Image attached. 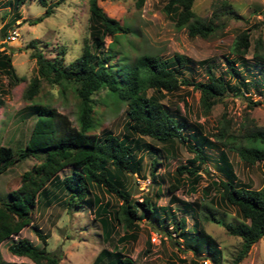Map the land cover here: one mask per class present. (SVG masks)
Returning a JSON list of instances; mask_svg holds the SVG:
<instances>
[{
    "label": "trees",
    "instance_id": "obj_1",
    "mask_svg": "<svg viewBox=\"0 0 264 264\" xmlns=\"http://www.w3.org/2000/svg\"><path fill=\"white\" fill-rule=\"evenodd\" d=\"M24 1L9 2L17 10ZM38 1L46 9L42 16L34 19V23L48 16L53 6L65 0H56L51 4L47 0ZM87 1L91 40L85 43L78 57L66 63L63 48L55 56L47 57L36 46V41L29 42V46L33 48L31 56L36 61V72L24 88L23 98L29 101L25 106L26 114L33 116L35 120L24 147L14 150L11 146L0 143V174L14 162L27 157L36 158L39 163L24 171L20 185L0 200V244L33 223V209L41 195L47 196L48 186L52 185L67 193L68 206L80 207L81 203H86L93 208L95 216L100 217L105 242L112 241V236L119 227H124V230L123 235L116 240L117 243L134 238L138 223L145 219L152 228L163 232L165 237L173 238L174 234V237L181 239L184 247L191 249L193 254L199 255L204 251L213 264H223L218 243L199 227L198 219L194 223L195 230L188 231L184 217H168L169 206H158L156 200L147 195L142 201L133 199L127 186L130 175L144 176L142 152L151 156V182L159 185L154 171L161 164L160 153L165 149L145 141L148 137L162 143L177 140L193 154L187 165L175 168L170 190L172 192L180 185L187 186L191 191L196 190L202 166L209 158L205 148L218 149L215 163L221 177L210 180L205 189L202 188V193L207 195L212 189L211 200H215L220 206L233 207L238 214L240 220L237 222H221L230 234L242 240L234 259L237 263L252 244L264 237V185L252 188L238 184L227 150L236 151L246 164L262 163L264 169V129H252L240 137L238 142L237 135L227 134L226 127L220 125L214 133L221 141L222 148H218L211 139L212 135L203 132L201 123L189 121L185 110L184 114H180L178 110L172 111L161 100L167 94L178 91L182 85L193 86L199 91L200 106L203 113L207 114L226 93L243 95L244 92H249L252 86L259 84L254 73H249L250 68L259 67L261 74L264 71L261 35L255 39L253 46L254 66L244 57L249 51L251 40L248 32L243 31L234 42L232 57L225 56L223 59L224 70L218 71V62L214 59H205L198 62L205 79L196 81L190 75L186 77L183 74L189 70L192 72L193 67L191 61L179 53L170 59L153 53H142L132 62L121 58L119 63H111L113 52L119 43L118 37L125 36L129 27L107 15L99 5L101 0ZM143 1L139 0V4ZM193 2L194 0H165L163 11L175 19L177 28L186 27L190 37L208 38L216 30L214 17H196ZM108 36L111 40L105 45V38ZM11 61V55L0 50V72L7 76L9 84L14 85L23 78L16 74ZM244 71L249 77L245 76ZM42 81L58 86L61 94H64L66 87H74L79 100L76 126L72 125L67 115L50 103L35 100ZM102 89L113 102L126 105L123 133L120 136L112 131L102 134L93 132L99 124L95 117L96 100L93 95ZM148 90H151L150 94ZM252 104L258 105L259 102L254 101ZM65 168H70L71 171L61 177L60 173ZM93 189L105 190L114 195L119 200L118 205L109 208V203H104ZM158 196L159 193L156 192L155 198ZM186 205L189 204L185 203L184 206ZM162 213L165 215L161 216ZM202 218L219 222L212 213L210 217L204 215ZM168 221L173 223V233L167 227ZM35 233L42 241V247L35 246L28 238H18L8 245L12 254L27 257L31 263L6 261L0 254V264H59V256L46 250L47 237L39 229ZM176 243L179 244L177 241ZM105 259L107 264H134V260L124 255L115 244L110 250L102 248L99 251L96 261ZM189 264L197 262L191 259Z\"/></svg>",
    "mask_w": 264,
    "mask_h": 264
},
{
    "label": "rangeland",
    "instance_id": "obj_2",
    "mask_svg": "<svg viewBox=\"0 0 264 264\" xmlns=\"http://www.w3.org/2000/svg\"><path fill=\"white\" fill-rule=\"evenodd\" d=\"M9 1L0 0V50L11 55L15 72L23 80L11 85L7 76L0 72V143L17 150L25 146L35 120L33 116L26 114L25 106L29 101L23 98V90L36 72V61L31 56L33 48L29 46V42L36 41V46L47 57L55 56L63 48L64 61L67 63L73 60L82 53L85 43L91 40L90 9L87 0H65L53 6L48 16L34 23V19L42 16L46 9L38 0H25L17 10ZM55 1L47 0V3ZM164 4L165 0H144L141 5L139 0L99 1L107 15L129 27L125 36L118 37L119 43L114 50L116 53L113 52L111 63H119L121 58L132 62L142 53H153L167 59L179 53L191 61L193 67L192 72L189 70L183 74L199 81L205 79V76L198 62L214 59L218 62V71H223L224 57H232L231 50L236 38L241 32L247 31L251 45L244 57L254 66L253 46L259 35L264 45V0H194L192 7L196 17H214L216 30L208 38L190 37L186 27L177 28L175 19L163 11ZM110 40L109 36L106 37L105 45ZM258 68L251 67L249 73H254L259 84L252 86L243 95L226 93L207 114L203 113L199 102L200 93L193 86L182 85L178 91L167 94L161 101L172 111L178 110L180 114H184L185 110L188 120L201 123L203 132L212 135L211 139L217 147L222 148L221 141L214 136L220 125L226 127L227 134L237 135L238 142L240 137L252 129H264V71L261 74ZM243 73L249 77L245 71ZM150 93L151 90H148V94ZM93 98L96 100L95 117L99 122L93 132L102 134L112 131L120 136L125 121V103L113 102L111 97L106 96L104 89L94 94ZM35 100L50 103L59 112L67 115L72 125H77L79 100L73 86L66 87L64 94H61L58 86L42 81ZM254 101L259 104L253 105ZM145 141L165 149L160 153L161 164L154 171L159 185L151 182V156L142 152L144 176L130 175L127 186L133 199L142 201L147 195L155 199L158 206H169L168 217H184L188 231L195 230L194 223L198 219L199 227L218 243L223 264H264V237L252 244L246 255L235 263L242 240L230 234L221 222H237L240 218L233 207L220 206L218 202L211 200L212 189L207 195L202 193V188L205 189L210 180L221 177L215 163L218 149L205 148L209 158L202 166L196 190L191 191L187 186L180 185L172 192L170 190L175 168L178 165H187L193 154L177 140L162 143L146 137ZM227 151L238 184L252 188L264 185L262 163L246 164L236 151ZM38 163V159L27 157L14 162L2 172L0 200L20 185L24 171ZM70 171V168H65L60 176L63 177ZM93 190L104 203H109V208L118 205L119 200L114 195L101 189ZM48 191L47 196H40L33 209V223L0 244V254L6 261L31 263L27 257L12 254L8 245L18 238H28L35 246L42 247L43 243L35 233L39 229L47 237L46 250L59 256V264H107L106 259L97 262L96 257L102 248L110 250L114 244L124 255L130 256L134 264H189L191 259L197 264H213L204 251L199 255L193 254L191 249L184 247L181 239L174 237V234L173 238L165 237L163 232L152 228L145 219L138 223L134 238L117 243L116 240L123 235L124 230V227H119L113 234L112 241L105 242L100 217L95 216L92 207L86 203H81L80 207H70L66 203L68 195L65 191L52 185L48 186ZM156 192L159 193L158 198H155ZM183 203L189 204L192 209ZM211 213L219 222L202 218L204 215L210 217ZM164 215L162 213L161 216ZM171 225L173 223L168 221L167 227L173 233ZM153 234L160 236L159 241L152 240Z\"/></svg>",
    "mask_w": 264,
    "mask_h": 264
},
{
    "label": "built area",
    "instance_id": "obj_3",
    "mask_svg": "<svg viewBox=\"0 0 264 264\" xmlns=\"http://www.w3.org/2000/svg\"><path fill=\"white\" fill-rule=\"evenodd\" d=\"M159 239H160V236L158 234H153L152 235V240L153 241H159Z\"/></svg>",
    "mask_w": 264,
    "mask_h": 264
}]
</instances>
